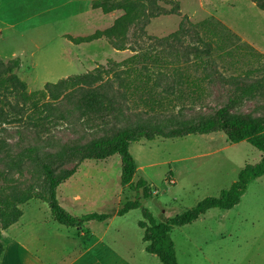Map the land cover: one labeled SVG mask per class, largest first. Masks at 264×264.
Instances as JSON below:
<instances>
[{
	"label": "rangeland",
	"instance_id": "obj_1",
	"mask_svg": "<svg viewBox=\"0 0 264 264\" xmlns=\"http://www.w3.org/2000/svg\"><path fill=\"white\" fill-rule=\"evenodd\" d=\"M96 1L0 0V58L21 60L17 74L27 84L29 94L37 95L48 84L100 67L108 69L116 63L122 65L116 72L130 70L129 84L138 89L132 93L140 92L129 101L130 110L124 111L131 115L133 110L139 116L145 112L146 118L165 122L214 114L233 97L241 80L244 84L260 82L264 87V11L253 0H155L161 9L159 15L144 28L140 24L130 30V49L126 51L115 50L106 39L81 45L68 39L105 31L124 15L122 10L110 14L94 10ZM151 1L143 0L150 9ZM183 26L192 32L173 39ZM216 26L227 31L217 30ZM229 32L232 37L227 35ZM203 42L212 46L209 54L201 53ZM134 57L137 61L128 63ZM146 69L151 80L140 84ZM155 83L160 87L151 91ZM172 83L177 88L175 94L164 95L161 89ZM233 112L264 116V91L244 99ZM103 126L97 119L84 123L73 119L47 129L40 143L49 137L62 143L87 142L102 136ZM20 130L22 136L1 135L6 144L23 146L9 150L14 154L21 153L35 137L32 131ZM131 153L140 167L134 182L146 180L152 187V197L145 199L142 190L136 192L122 185L119 155L84 161L76 174L58 188L57 196L62 207L75 217L116 215L136 199L141 208L114 217L112 223L66 228L54 220L46 203L38 199L24 201L19 205L22 219L12 227H18L20 233L15 235L17 239L13 237L16 242L5 240L2 264H72L85 251L90 253L76 264H162L146 252L139 227L144 220L143 210H149L158 223H165L204 199L220 197L238 181L247 165H257L263 157L247 141L232 144L223 132L142 140L132 144ZM65 167L74 168L75 164ZM34 170L30 164L13 171L0 165L2 179L8 175L17 183L18 192L13 198L21 199L23 190L32 183L42 189L43 180ZM0 231H4L1 226ZM171 238L179 264H264V176L249 184L237 207L210 210L191 225L175 227ZM27 252L37 256L34 262L25 256Z\"/></svg>",
	"mask_w": 264,
	"mask_h": 264
},
{
	"label": "trees",
	"instance_id": "obj_2",
	"mask_svg": "<svg viewBox=\"0 0 264 264\" xmlns=\"http://www.w3.org/2000/svg\"><path fill=\"white\" fill-rule=\"evenodd\" d=\"M253 1L264 11V0ZM150 3L151 9L147 8L143 0H97L93 4L94 10H101L104 14L122 10L124 15L105 31H97L89 37L69 36L68 39L75 45L106 39L117 51L129 50L130 30L140 24H142L140 27L144 28L151 18L160 13L158 11L161 9L156 6V1ZM218 28L222 29L221 26L215 27L219 30ZM222 30L227 31L224 28ZM190 32H192L190 28L183 26L173 39L179 40ZM227 35L232 37L230 32ZM196 36L200 37L198 32ZM158 41L159 43L167 42L166 40ZM203 44L205 49L201 53L209 54L212 46L205 42ZM192 51H199V48H193ZM135 52L138 51L135 50ZM137 59L138 57H134L128 63L136 62ZM121 66L111 63L108 69L100 67L85 75L63 79L57 84H48L39 94L31 95L27 90V84L17 74L22 67L21 60L17 58L4 61L0 58V153L3 154L0 156V165H6L9 171H13L30 164L34 167V172L43 180V186H39L41 190H38L36 183H32L23 190L22 198L17 199L12 197L18 192L17 183L8 175L5 180L2 179L4 174L0 172V184L2 183L0 185V226L6 231L18 224L23 215L19 205L33 199L46 203L54 220L66 228H80L90 222L107 223L111 220L113 214L107 213L75 217L66 211L58 200V188L71 179L76 174L78 166L86 160L103 161L119 155L122 163V185L136 192L142 190L145 199L152 197V187L146 180L141 179L137 184L134 182L138 165L130 148L132 144L142 140L154 141L158 137L182 139L188 136L223 132L232 144L247 141L263 154L262 160L257 165H247L240 172L238 181L220 197L204 199L195 208L165 223H158L149 210H143L144 220L139 223V227L143 231L146 252L159 258L162 264H179L171 238L172 230L175 227L193 224L210 210L234 209L240 204L249 184L264 176V116H243L233 112L240 102L246 98H255L259 92L264 91V87L260 82L244 84L241 80V83L236 85L233 97L214 114L201 115L197 119L173 118L165 122H157L152 118H146L145 112L139 116L136 111H130L131 115L124 111V108L130 110L129 101L132 102V98L136 94L140 95V92L135 95L132 93L138 89L137 87L132 89L129 84L130 70L115 71ZM146 72L145 77L143 74L144 80L139 79L140 84H147V81L151 80V74L149 75L147 69ZM112 73L113 75L110 76ZM159 87L160 84L155 83V88L150 89L153 91ZM176 90L173 83L161 89L162 93L168 96L174 95ZM73 119L80 123L93 119L101 120L104 123L102 136L73 144L58 142L56 138L49 137L44 144L40 143L44 140L43 134L47 129ZM21 128L32 131L35 137L33 143L21 149V153L14 154L9 150L23 146L6 144V140L1 135L22 136ZM53 147H58V150L49 151ZM42 150H48V152H42ZM67 164H75V167L66 168ZM141 207L139 199L130 201L118 211L117 216L124 217ZM4 250L5 245L0 231V260Z\"/></svg>",
	"mask_w": 264,
	"mask_h": 264
},
{
	"label": "crops",
	"instance_id": "obj_3",
	"mask_svg": "<svg viewBox=\"0 0 264 264\" xmlns=\"http://www.w3.org/2000/svg\"><path fill=\"white\" fill-rule=\"evenodd\" d=\"M54 10H58L57 8H53ZM54 10H51V11H54ZM132 146V145H131ZM130 150H131V148H130ZM133 155V154H132ZM135 158V157H134ZM136 160V159H135ZM137 162V161H136ZM138 165V164H137ZM140 169V167L138 166V170ZM84 216V215H83ZM114 217H118L117 216V214L116 215H113V217H112V219L111 220H109L108 222H111L112 223V221L114 220L113 218ZM22 219V218H21ZM21 221V220H20ZM19 221V222H20ZM107 222V223H108ZM91 223H97V222H90V223H88V224H91ZM19 224V223H18ZM99 224H106V223H99ZM87 225V224H86ZM61 226V225H60ZM18 231V227L14 230V228H10V230L8 229V231L6 230V231H2L1 233H2V237H3V242H4V245H5V250H6V247H7V244L5 243V240H8V239H10V241H15L14 239H17V235H19L18 233H20V232H17ZM16 235V236H15ZM93 235V234H92ZM13 237H14V239H13ZM102 238L103 237H101L100 239H101V243H102ZM44 239V238H43ZM104 239V238H103ZM16 242V241H15ZM14 242V243H15ZM100 243V244H101ZM17 244V243H16ZM18 246L19 247H22V245H20V244H18ZM99 246V245H98ZM44 248H45V246H44ZM5 250H4V253H3V256H2V258H1V260H0V264H2V262H3V258H4V255H5ZM90 252L89 251H85V252H83V253H81L80 255H78L77 256V258H76V260H75V262L74 263H72V264H76L80 259H82L83 257H85V256H87L88 254H89ZM27 255V258L29 259V261L30 262H34L35 260H33V257L34 258H37V256L36 255H32V254H30V252H27V254H25V256ZM19 258H20V256H18Z\"/></svg>",
	"mask_w": 264,
	"mask_h": 264
}]
</instances>
